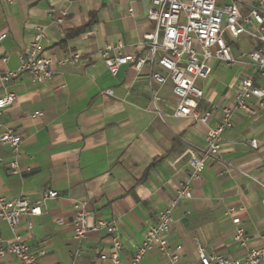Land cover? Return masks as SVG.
I'll return each mask as SVG.
<instances>
[{
    "label": "crops",
    "instance_id": "obj_1",
    "mask_svg": "<svg viewBox=\"0 0 264 264\" xmlns=\"http://www.w3.org/2000/svg\"><path fill=\"white\" fill-rule=\"evenodd\" d=\"M151 7L150 0H0V36L7 35L0 41V72L20 67L39 26L48 27L45 57L59 61L81 56L76 65H54L52 80L42 85L26 74L0 84V97L11 93L17 98L0 122L24 139L16 174L9 165L11 150L0 144V197L42 202V214L23 215L16 232L0 219L4 248L18 234L33 254H43L40 264H99L113 236L99 230L82 242L76 239L73 206L82 202L96 220L117 226L120 264H130L159 212L171 205L190 178L191 152L206 147L208 129L219 126L224 108L233 106L241 79L255 77L252 66L229 69L212 61L211 76L198 82L205 92L201 107L212 112L209 124L161 121L150 112V66L140 73L123 66L113 76L102 55L107 44L119 42L127 56L147 54L149 47L139 51L130 46L155 30L147 17ZM62 17L63 22L56 23ZM228 40L235 56L260 47L247 35ZM156 70L164 73L158 66ZM108 89L114 96L104 93ZM159 89L162 109L172 113L178 103L172 84ZM250 105L255 113H237L218 158L208 160L201 178L192 183V199L180 201L173 212L168 241L171 248L182 246L181 264H200L199 248L207 255L240 259L262 246L264 117L256 100ZM37 113L42 115L34 117ZM251 140L259 141L258 150L249 146ZM46 191L58 197L44 200ZM238 228L244 230V242L236 240ZM0 264L17 260L7 255L0 257ZM142 264L170 262L154 248Z\"/></svg>",
    "mask_w": 264,
    "mask_h": 264
},
{
    "label": "built area",
    "instance_id": "obj_2",
    "mask_svg": "<svg viewBox=\"0 0 264 264\" xmlns=\"http://www.w3.org/2000/svg\"><path fill=\"white\" fill-rule=\"evenodd\" d=\"M12 4L15 0H5ZM152 7L147 17L154 23L155 30L147 34L144 39L130 47L141 51L148 48L145 55L127 56L124 54L126 46L119 42L115 45L107 44L102 51L103 58L109 72L115 76L123 66L140 73L146 65L150 66L148 87L151 99L150 112L161 121L167 123L171 118L188 119L196 123L208 125L212 112L201 107L205 97L204 90L198 82L208 79L213 71L212 61H219L227 68L249 65L256 70L255 77L242 78L235 93L232 107L223 110L220 125L209 128L206 138V147L191 152L189 165L190 178L178 190L169 207L159 212L158 222L151 227L140 247L131 258L130 264H142L144 257L154 248L168 256L170 264H181L180 254L182 246L171 248L168 237L174 223L173 212L180 201L193 197L192 183L201 178L205 163L217 159L222 148L224 134L234 126L238 112L255 113L250 103L256 100L259 112L264 117V0H150ZM63 17L66 13H62ZM63 17L56 20L62 23ZM48 27L36 28L35 40L31 47L21 57L20 67L14 71L0 72V84H7L20 76L29 75L32 80L42 85L53 78L54 65H76L81 56L73 54L70 57L53 61L43 55V43L46 39ZM247 35L260 44L258 49L245 52L240 56L233 54L229 43V36L234 39ZM7 35L0 36V41ZM4 62L7 60L4 59ZM161 71H157L156 67ZM172 84V91L178 103L172 113L165 112L160 97V87ZM106 95L114 96V91L108 89ZM17 101L15 94L0 97V117L4 110L13 106ZM37 113L35 116H41ZM0 144L7 146L12 153L10 168L13 174L19 169L18 161L22 155L24 139L15 130L0 122ZM249 146L258 150V140H251ZM0 158V163L2 162ZM58 193L46 191L44 200L56 199ZM42 202L30 203L25 198L8 200L0 197V219L5 221L13 232H16L23 215L40 216ZM72 222L76 239L84 241L92 231L106 230L113 236V244L109 252L101 253L99 264H120L122 242L115 224L96 220L94 213L87 210L82 202L73 206ZM239 220L235 219L234 223ZM63 225V220L58 221ZM31 230L33 224L28 223ZM236 240L244 242V230L237 229ZM262 246L251 249L247 254L234 259L223 255H207L199 248L200 264H264V235L261 236ZM12 255L17 264H40L43 254L35 255L22 237L15 234L14 241L6 248L0 243V257ZM78 264V263H73Z\"/></svg>",
    "mask_w": 264,
    "mask_h": 264
},
{
    "label": "rangeland",
    "instance_id": "obj_3",
    "mask_svg": "<svg viewBox=\"0 0 264 264\" xmlns=\"http://www.w3.org/2000/svg\"><path fill=\"white\" fill-rule=\"evenodd\" d=\"M230 37V36H229Z\"/></svg>",
    "mask_w": 264,
    "mask_h": 264
}]
</instances>
